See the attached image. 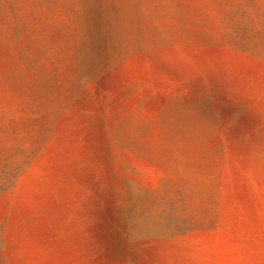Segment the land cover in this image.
I'll use <instances>...</instances> for the list:
<instances>
[{
	"label": "rangeland",
	"instance_id": "obj_1",
	"mask_svg": "<svg viewBox=\"0 0 264 264\" xmlns=\"http://www.w3.org/2000/svg\"><path fill=\"white\" fill-rule=\"evenodd\" d=\"M0 264H264V0H0Z\"/></svg>",
	"mask_w": 264,
	"mask_h": 264
}]
</instances>
